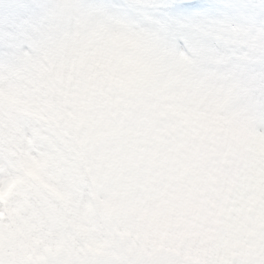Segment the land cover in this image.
Segmentation results:
<instances>
[{"label":"clouds","instance_id":"obj_1","mask_svg":"<svg viewBox=\"0 0 264 264\" xmlns=\"http://www.w3.org/2000/svg\"><path fill=\"white\" fill-rule=\"evenodd\" d=\"M0 0V37L11 34L0 94V173L37 172L34 157L68 135L84 153L55 209L0 189V243L31 258L54 236L72 264H243L264 203V121L254 119L245 74L264 68L250 46L255 23L226 18L232 64L160 68L130 82L121 57H153V29L119 11L98 13L94 0ZM34 15L52 20L45 39ZM260 23L264 24V21ZM231 42V43H228ZM104 56L101 57L100 54ZM239 57H237V60ZM53 71L37 85L33 69Z\"/></svg>","mask_w":264,"mask_h":264},{"label":"snow or ice","instance_id":"obj_2","mask_svg":"<svg viewBox=\"0 0 264 264\" xmlns=\"http://www.w3.org/2000/svg\"><path fill=\"white\" fill-rule=\"evenodd\" d=\"M40 0H29L21 5L25 12L39 13ZM93 8L98 13L119 11L142 25L153 29L150 37L153 57L145 63L135 53L121 57L120 71L130 82L154 79L161 67L169 63H178L187 69H194L205 63L232 64L231 73L240 75L248 57L241 51L229 53L224 44L223 32L231 31L225 19L230 18L238 24L255 23L250 46L264 50V0H252L251 3L223 4L220 0H94ZM52 20L34 15L31 31L37 41L45 39L46 25ZM11 34L0 37V94L3 93V61L9 58L8 71L15 70L11 63ZM231 43V42H228ZM104 56L103 53L100 54ZM237 57L239 59L237 60ZM47 65L33 69L37 85L44 84L51 72ZM243 80L245 90L250 93V105L254 119L264 121V68ZM257 135L264 134L259 127L254 128ZM84 153L83 144L68 135L47 153L36 155L34 159L38 171L33 173H0V189L9 184L17 186V198L27 203L39 201L42 208L55 209L65 194L66 177L75 174ZM10 210L0 204V212ZM256 229L252 242L243 256V264H264V203L253 210ZM44 244L36 254L21 257L10 244L0 243V264H72L70 258L61 252V244L54 236L44 237Z\"/></svg>","mask_w":264,"mask_h":264},{"label":"trees","instance_id":"obj_3","mask_svg":"<svg viewBox=\"0 0 264 264\" xmlns=\"http://www.w3.org/2000/svg\"><path fill=\"white\" fill-rule=\"evenodd\" d=\"M223 4L251 3L252 0H220Z\"/></svg>","mask_w":264,"mask_h":264}]
</instances>
